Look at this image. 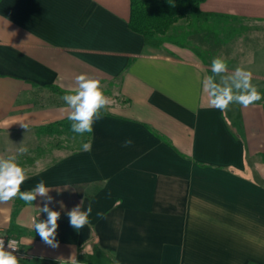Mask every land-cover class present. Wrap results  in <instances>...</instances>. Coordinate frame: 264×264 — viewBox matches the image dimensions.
I'll return each instance as SVG.
<instances>
[{"label": "crops", "instance_id": "crops-1", "mask_svg": "<svg viewBox=\"0 0 264 264\" xmlns=\"http://www.w3.org/2000/svg\"><path fill=\"white\" fill-rule=\"evenodd\" d=\"M200 7L261 25L219 76L184 46L146 43L128 25L130 0H0V155L19 158L41 125L67 117L53 86L72 91L87 74L110 100L90 150L27 173L20 190L43 180L47 197L0 203L19 264H264V0ZM237 67L262 99L210 106L207 77L231 85ZM48 197L56 248L32 226ZM78 205L92 212L76 230L67 212Z\"/></svg>", "mask_w": 264, "mask_h": 264}, {"label": "clouds", "instance_id": "clouds-1", "mask_svg": "<svg viewBox=\"0 0 264 264\" xmlns=\"http://www.w3.org/2000/svg\"><path fill=\"white\" fill-rule=\"evenodd\" d=\"M212 73L219 76L228 70L226 62L222 58H214L211 64ZM252 72L244 68L237 67L231 76V85L217 83L214 76H208L203 87L207 91L209 104L221 111L226 110L232 103H237L244 108H248L255 102L262 99L261 93L256 86L252 84ZM67 106V118L72 122L71 129L74 133L83 135L93 131V123L102 118V109H105L109 103V98L104 94L100 80L87 74H80L75 77V87L71 93L62 96ZM23 128L27 125L20 122ZM131 144V141H127ZM89 143L83 144V150H90ZM28 148L21 146L17 149L18 154H26ZM27 178L25 168L17 163V155H0V203H7L15 198L31 203L36 200L37 195L47 197L50 188L45 186L41 180L32 191L23 192L20 186ZM51 197L40 208V212L47 213V219L36 222L32 221L35 231L47 245L56 248V230L57 221L60 218V212L49 208ZM92 212L91 206L87 210H81L78 205L67 212L70 226L76 230L82 228L88 223V217ZM103 217V213L97 214ZM8 248L15 251V242L9 240ZM13 251L5 250L4 240L0 239V264H19L18 258Z\"/></svg>", "mask_w": 264, "mask_h": 264}, {"label": "trees", "instance_id": "trees-1", "mask_svg": "<svg viewBox=\"0 0 264 264\" xmlns=\"http://www.w3.org/2000/svg\"><path fill=\"white\" fill-rule=\"evenodd\" d=\"M203 1L205 0H130L128 25L132 30L142 34L145 42L152 46L162 47L168 42L184 46L186 38L195 31L206 30L209 27L218 28L222 23L240 19L232 14L203 11L200 7ZM181 20L186 22L185 26L179 24ZM53 89L61 95L71 93L70 90L57 86H53ZM71 123L67 117L49 122L39 127V133L66 132L82 137L76 148L82 149L83 144L89 142L92 132L76 134L71 129Z\"/></svg>", "mask_w": 264, "mask_h": 264}, {"label": "rangeland", "instance_id": "rangeland-1", "mask_svg": "<svg viewBox=\"0 0 264 264\" xmlns=\"http://www.w3.org/2000/svg\"><path fill=\"white\" fill-rule=\"evenodd\" d=\"M179 24L185 26L186 22L181 20ZM259 27L261 25L256 26L245 19H232L225 24L222 23L218 28L209 27L206 30L195 31L186 38L184 47L193 51L207 64H212V60L217 57L222 58L227 64L232 58H239L240 55L245 54L246 45ZM177 31L179 32L180 29ZM249 52L251 54L253 50ZM81 141L82 137L69 135L66 132L41 134L37 139L34 137L30 151L20 155L17 163L25 168L27 173L38 170L39 167L52 162L60 153L76 149Z\"/></svg>", "mask_w": 264, "mask_h": 264}, {"label": "built area", "instance_id": "built-area-1", "mask_svg": "<svg viewBox=\"0 0 264 264\" xmlns=\"http://www.w3.org/2000/svg\"><path fill=\"white\" fill-rule=\"evenodd\" d=\"M0 239L4 240L5 250L13 251L12 249L8 248V241L11 240V241L15 242V247L17 248L15 251H13V254L19 255L21 253L20 240L17 236L12 235V234H8V233H6L0 229Z\"/></svg>", "mask_w": 264, "mask_h": 264}, {"label": "water", "instance_id": "water-1", "mask_svg": "<svg viewBox=\"0 0 264 264\" xmlns=\"http://www.w3.org/2000/svg\"><path fill=\"white\" fill-rule=\"evenodd\" d=\"M61 264H75V263H71V262H62Z\"/></svg>", "mask_w": 264, "mask_h": 264}]
</instances>
